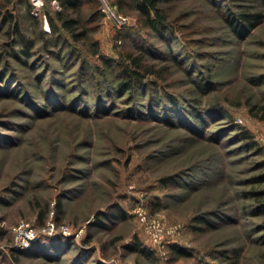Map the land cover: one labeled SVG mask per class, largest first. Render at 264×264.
Returning a JSON list of instances; mask_svg holds the SVG:
<instances>
[{"label":"rangeland","instance_id":"obj_1","mask_svg":"<svg viewBox=\"0 0 264 264\" xmlns=\"http://www.w3.org/2000/svg\"><path fill=\"white\" fill-rule=\"evenodd\" d=\"M30 1L48 32L44 7L58 4ZM160 4L176 37L141 34L149 60L166 67L167 90L177 94L179 104L171 100L167 109L172 119L153 113V93L144 87L125 92L113 85L108 94L112 75L94 77L75 60L59 59L29 21L23 31L36 44L30 57L19 54L16 36L0 24V264H224L230 256L238 264H264V213L255 197L264 191V20L244 39L226 22L230 11L264 12V3ZM100 9L94 38L116 58L118 29L138 27L137 18L131 9L121 13L114 0H101ZM132 39H123L127 48L142 44ZM195 101L203 109L202 135L191 128L197 119L181 114ZM202 217L214 224L196 221ZM22 222L39 233L33 243L51 237L52 225L68 227L75 238L58 253L31 250L33 243L17 248ZM136 242L147 252L134 249ZM175 246L189 254L177 255Z\"/></svg>","mask_w":264,"mask_h":264},{"label":"trees","instance_id":"obj_2","mask_svg":"<svg viewBox=\"0 0 264 264\" xmlns=\"http://www.w3.org/2000/svg\"><path fill=\"white\" fill-rule=\"evenodd\" d=\"M53 1L58 4L57 8L51 10L50 8L44 7V15L49 24V31L47 32L42 28V17L39 13L35 12V6L30 0H0V24L4 23L8 26V33L11 37L14 38V36H16L15 41L17 43L19 42L21 45L19 54L30 57L32 55L31 49L36 44L35 39L30 38L23 31L24 22L29 21L34 25L36 30H38L37 35L43 40V47L56 57L62 59L61 56L65 55L64 57L67 59L75 60L76 62L74 63H79L84 71L82 73H93L94 77L105 75L108 79L109 76L112 75V82L107 89L108 94L111 92L109 88L111 86L114 87L113 85H116L119 91L125 92L134 91L137 86L144 87V89H148L149 93H153V96L151 95L152 97L149 98V107L153 113H161L160 115H163L164 118L172 119L171 117L174 116V114H168L167 109L170 108L171 100L178 102V98L176 97L177 94L167 90V88H170L168 84L164 82L166 67L149 60L148 46L144 44L145 37L141 34L143 31H156L160 36L169 33L170 38L174 39L176 37V26L170 22L169 16L163 10L160 4L162 0H114V3L121 13H127V11L131 9L138 23V27L136 28L122 26L118 29L116 35V48L119 50H117L118 57L116 58L103 54L98 40L94 38V32L103 17V13L100 9L101 0H44V4H50ZM262 2L264 3V0H262ZM229 13V16L226 17L228 26L234 34L243 39L246 37L247 33L264 20V12L261 11L252 12L243 9L239 12L234 13L230 11ZM126 37H133V41L134 38H137L142 44L139 43L136 45V49L127 48L126 42L123 40ZM82 48L84 50H82ZM84 51L88 52V54L96 55L100 62H90L89 59L84 56ZM63 66H66L65 62H63ZM84 75L85 74H83V76ZM83 79L84 78L81 77V82ZM206 82L203 91L208 92L207 89L210 87L211 81L210 79H206ZM9 84L10 82H8V85ZM48 94H53L52 96L56 97L52 99L54 105L60 104V101L57 100L59 99V95L56 94V92H48ZM98 94L103 95V91H99ZM158 95L159 98L156 100ZM52 96H50V98ZM160 98H163V103L160 102ZM62 100L64 102L66 98H61V102ZM159 106L162 107V110L157 112L156 107ZM199 106L200 103L197 101L188 111H181V114L184 115L185 118L188 114L191 117H195V119H197L195 120L196 123L193 121L191 128L193 131L202 135L205 127L199 122L200 116L203 115V109H200ZM219 109L225 112L223 108ZM259 110L260 112H264V105H262ZM255 115H257V112ZM260 117L264 118V114ZM240 130L241 136L248 141V145L257 148L251 131L243 127H241ZM256 195L255 197L258 201L260 211L264 213V191L257 192ZM56 204L57 208L62 207L60 198L56 199ZM116 209L118 210V217H120V219H125L126 213L124 210L120 207ZM97 217L99 223H102V216ZM196 221H204L208 225L214 224L209 218L202 217L198 218ZM74 238L73 236H65L64 234L51 237L43 236L41 240L33 243L31 250H49L50 248V250L55 251L54 253H58L57 250H61L67 239ZM134 249L147 252L138 245V242L134 245ZM172 251L180 256L189 254L188 250L180 246L173 247ZM231 257L232 256L228 257V260L224 264H238V260Z\"/></svg>","mask_w":264,"mask_h":264},{"label":"built area","instance_id":"obj_3","mask_svg":"<svg viewBox=\"0 0 264 264\" xmlns=\"http://www.w3.org/2000/svg\"><path fill=\"white\" fill-rule=\"evenodd\" d=\"M82 231H83V228H81L77 232V235H79ZM46 232H47V234L52 235V236H55L59 232L65 234V235L71 234L68 227H62L60 229H56L54 225H52L51 227H48ZM39 238H40L39 233H37L29 224L25 225L24 222H22L19 225V230H18V235H17L15 247H17V248L29 247L30 244H32L34 241H36Z\"/></svg>","mask_w":264,"mask_h":264}]
</instances>
